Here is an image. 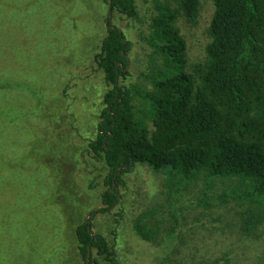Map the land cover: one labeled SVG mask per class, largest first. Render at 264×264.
Masks as SVG:
<instances>
[{
    "label": "rangeland",
    "instance_id": "rangeland-1",
    "mask_svg": "<svg viewBox=\"0 0 264 264\" xmlns=\"http://www.w3.org/2000/svg\"><path fill=\"white\" fill-rule=\"evenodd\" d=\"M135 1L130 18L104 0H0V264H83L75 228L102 206L105 188L98 175L106 171L87 148L107 89L95 61L107 18L131 41L124 83L136 106L145 105L150 75L164 62L148 42L156 0ZM212 11V1L202 0L195 24L178 18L189 63L205 56ZM165 180L138 163L123 175L118 215L92 218L120 264H261L264 223L244 231L246 203L217 197L237 180H217L206 196L198 178L180 197L169 196ZM147 211L163 221L156 241L137 231Z\"/></svg>",
    "mask_w": 264,
    "mask_h": 264
},
{
    "label": "trees",
    "instance_id": "trees-1",
    "mask_svg": "<svg viewBox=\"0 0 264 264\" xmlns=\"http://www.w3.org/2000/svg\"><path fill=\"white\" fill-rule=\"evenodd\" d=\"M211 1L205 56L189 63L188 44L177 21L184 16L195 24L202 0H156L148 42L164 62L150 75L152 88L142 108L124 83L131 41L107 18V33L95 55L107 89L87 148L106 171L98 175L105 188L102 206L90 210L89 220L75 228L83 264H102L95 251L106 264H120L106 237L93 230L92 218L118 215L114 208L123 175L138 163L165 174L169 196L180 197L185 184L198 178L206 196L217 180H237L217 197L246 203L241 213L244 231L264 223V0ZM104 2L110 11L137 16L135 0ZM170 202L169 214L175 218L177 206ZM154 212L136 219L137 231L148 241L157 240L163 222ZM175 223L168 237L174 236ZM260 262L264 264V256Z\"/></svg>",
    "mask_w": 264,
    "mask_h": 264
}]
</instances>
